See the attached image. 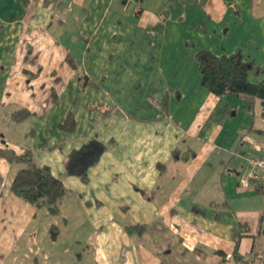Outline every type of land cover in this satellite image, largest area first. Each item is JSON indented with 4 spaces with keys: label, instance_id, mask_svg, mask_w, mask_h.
I'll return each instance as SVG.
<instances>
[{
    "label": "crops",
    "instance_id": "obj_1",
    "mask_svg": "<svg viewBox=\"0 0 264 264\" xmlns=\"http://www.w3.org/2000/svg\"><path fill=\"white\" fill-rule=\"evenodd\" d=\"M201 51L240 54L264 82V0H0V149H29L61 180L84 264L264 254V195L245 182L264 107L208 91ZM22 167L0 156V264L38 227L58 238L11 192Z\"/></svg>",
    "mask_w": 264,
    "mask_h": 264
},
{
    "label": "trees",
    "instance_id": "obj_2",
    "mask_svg": "<svg viewBox=\"0 0 264 264\" xmlns=\"http://www.w3.org/2000/svg\"><path fill=\"white\" fill-rule=\"evenodd\" d=\"M197 60L200 64L203 86L212 94L222 96L235 93L244 98L250 108H253L258 99L264 107V82L259 84L249 82L248 74L253 67L252 64L244 62L240 54L218 57L209 51H201L197 54ZM161 101H164V97H160ZM29 115L27 110H19L14 112L12 117L15 122H22ZM74 124V117L70 114L62 128L73 130ZM0 156L10 163L23 165L11 184L10 190L13 194L38 209H46L51 216L61 213L67 190L61 180L53 176L49 167L37 165L29 149L17 154L12 149L2 148ZM262 225L264 229V213ZM231 259L233 264H246L238 248Z\"/></svg>",
    "mask_w": 264,
    "mask_h": 264
},
{
    "label": "rangeland",
    "instance_id": "obj_3",
    "mask_svg": "<svg viewBox=\"0 0 264 264\" xmlns=\"http://www.w3.org/2000/svg\"><path fill=\"white\" fill-rule=\"evenodd\" d=\"M26 126L19 127L17 130L18 133L20 130H27L28 128ZM16 135L18 134L16 133ZM46 211V209H42L39 212V216L46 214ZM62 213L61 206V213L51 217L53 223L49 221L45 223L47 226L50 225L49 227H53V225L55 228L57 227L58 230L54 229L52 231L53 234L56 233L55 237H58L56 241L51 242L49 240L51 231L42 235L43 232L41 233L40 227H38L37 235L41 240H37V235L34 234V231H31V234L25 239H14L11 243L12 251H10V257L6 258L4 262L6 264H84L86 260L85 253L82 250L84 244L77 243L78 238L76 234L74 237L76 229L73 232V227L76 225L74 221L70 222L72 226L70 229L63 225L61 220ZM90 233V231H87L85 234L86 245L91 244V238H89ZM81 255L83 258H80ZM252 264H261V260L256 259Z\"/></svg>",
    "mask_w": 264,
    "mask_h": 264
},
{
    "label": "built area",
    "instance_id": "obj_4",
    "mask_svg": "<svg viewBox=\"0 0 264 264\" xmlns=\"http://www.w3.org/2000/svg\"><path fill=\"white\" fill-rule=\"evenodd\" d=\"M153 104L160 102V98H154L150 101ZM259 155L247 159V178L245 182L252 184L258 192L264 195V144L254 145ZM255 259L261 260L264 264V254L259 253L255 255Z\"/></svg>",
    "mask_w": 264,
    "mask_h": 264
}]
</instances>
